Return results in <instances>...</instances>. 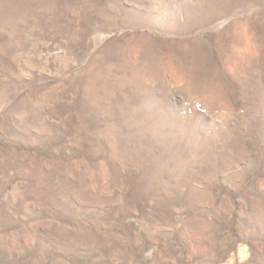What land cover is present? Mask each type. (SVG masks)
I'll return each mask as SVG.
<instances>
[{
    "label": "rangeland",
    "instance_id": "obj_1",
    "mask_svg": "<svg viewBox=\"0 0 264 264\" xmlns=\"http://www.w3.org/2000/svg\"><path fill=\"white\" fill-rule=\"evenodd\" d=\"M0 264H264V0H0Z\"/></svg>",
    "mask_w": 264,
    "mask_h": 264
}]
</instances>
